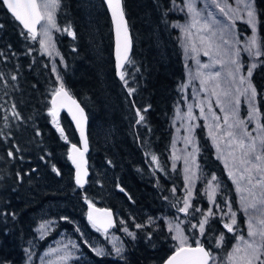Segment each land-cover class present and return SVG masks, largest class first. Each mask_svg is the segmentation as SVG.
Returning a JSON list of instances; mask_svg holds the SVG:
<instances>
[{"label": "trees", "instance_id": "16d2710c", "mask_svg": "<svg viewBox=\"0 0 264 264\" xmlns=\"http://www.w3.org/2000/svg\"><path fill=\"white\" fill-rule=\"evenodd\" d=\"M177 3L182 4V0H177ZM255 5L259 36L264 37V0H255ZM123 7L133 42L132 62L125 66L124 81L115 76L111 24L102 1L62 0L57 12L59 26L71 25L76 37L56 35L64 60V67L59 71L66 89L85 109L89 120L88 164L91 176L84 189L73 184V172L67 158L71 145L77 144L76 134L67 117L60 112L58 122L68 138L66 143L47 115V109L51 107L48 102L50 91L56 86L48 61L39 54L37 43L25 40L19 25L0 7V24L4 25L0 28V52L7 56L6 60L0 58V72H14L19 66L18 90L10 93V101L7 96L4 100L16 103L25 121L17 125L10 119L9 128H4L0 119V133L11 134V138L7 135L0 138V264H23L25 249L31 241L37 242L36 253L45 248L49 237L37 241L35 225L39 212L52 201L74 200L85 210L84 196L87 195L94 204L110 208L114 214L129 212L131 219L135 218L139 223H144L149 216H182L162 197L175 199L171 193L174 186L177 197L184 195L182 162L170 158V119L174 104L181 99L179 85L185 80L179 30L171 24L182 22L183 13L170 11L168 24H165L163 13L172 7L170 0H123ZM73 47L76 51L72 50ZM29 52L30 55L27 54ZM13 53L17 55L13 56ZM243 57L245 67L242 73H246L248 59L244 54ZM252 80L261 94L257 97L256 107L261 112L260 123L264 124V64L255 69ZM129 87L135 89L131 96ZM133 103L136 107L132 106ZM243 105L241 112H246L247 104ZM148 106V111L143 113L145 122L136 125V108ZM98 123L103 124L104 131L110 130L107 132H111L109 137L103 132L96 137ZM36 129L40 130V136L35 135ZM197 138V164L203 178L197 180L196 190L201 191L207 174H216L222 185V196L232 201L243 228L239 196L225 168L205 133L198 130ZM14 144L21 151L15 159H9V150L16 153ZM153 154L167 169L166 172L153 173L151 169L155 166L150 159ZM174 163L175 171L172 169ZM53 166L60 172L59 176L52 171ZM17 172L22 180L17 178ZM117 185L123 187L128 195ZM108 193L113 197H108ZM194 196V204L204 209L209 207L205 196L195 191ZM217 198L220 199L219 196ZM68 206V209L77 208L71 204ZM12 213H15V219ZM213 223L220 231H225L218 218ZM157 224L159 228L155 231L147 228L139 232L135 241L124 238L126 261L113 256L99 257L86 249L72 264H161L171 253L172 242L170 234L163 228L162 219ZM148 231L152 232L150 241L144 235ZM218 235L219 232H213L202 238L205 246L213 252L217 250L214 244ZM233 240L228 233L222 256L225 249L231 248ZM36 253L31 264H36Z\"/></svg>", "mask_w": 264, "mask_h": 264}, {"label": "snow or ice", "instance_id": "6c2138e0", "mask_svg": "<svg viewBox=\"0 0 264 264\" xmlns=\"http://www.w3.org/2000/svg\"><path fill=\"white\" fill-rule=\"evenodd\" d=\"M103 2L111 14L115 31L117 74L124 81V75L120 70L125 62L131 63L132 61L129 59L131 39L122 0H103ZM61 3L62 0H2L0 7H6L14 20L22 26L21 35L25 40L37 41L43 53L51 56L55 53V44L52 43L54 31L66 32L68 36L73 39L76 38L71 25L61 29L57 22V12ZM170 3L172 7L163 13V17H165L163 23L165 24H168L167 16L170 11L184 12L186 9V22L184 24L173 23L171 27L180 29L185 54L191 53L190 58L197 65V71L192 78L199 80V92L204 93L205 98L195 106L199 108L201 117L205 119L204 126L209 129V136L220 153L218 158L224 160L228 176L235 185V191L239 196L240 210L247 217L245 222L247 233L245 236L244 232L239 229L237 210L234 209L230 199L222 196V185L216 174H210L203 191L196 190V182L202 178V170L196 163L195 153L198 149L194 146L191 152L183 157L178 156L176 152L172 153L173 160L183 158L186 165L184 169V195L177 197V188L174 186L171 193L175 199L169 196L162 197L171 208H175L176 212L182 216L177 215L171 219L163 215L159 217L149 216L144 223L136 222L135 218H132L137 230L135 232L130 230V226H127L124 220H120V230L135 241L138 238V233L144 229L152 228L155 231L159 228L157 220L162 219L167 226L170 239L175 242L170 245L172 251L162 261V264H264V124L260 123L261 112L256 107L257 97L261 94L252 80L255 69L264 64V59H261L264 57V37L258 36L259 20L255 0H232V2L230 0H205V6L202 9L197 7V0H182V5L178 4L177 0H170ZM233 3L235 7H233ZM209 8H214L219 16ZM220 17L223 19L221 20ZM237 20L245 23L251 30V35L245 36L243 40L238 39L235 34ZM3 27L4 25L0 24V28ZM72 50L76 51V48L73 47ZM242 53L248 57L246 73L243 74L242 68L245 67V64L241 60ZM27 54L30 55L31 53ZM55 54L59 55V53ZM15 55L17 54L13 53V56ZM200 55L208 57L210 63H202L197 59ZM0 58L6 60L7 56L0 52ZM60 62H64L63 57H61ZM217 68L218 70H212ZM18 73L19 66L14 72L7 74L0 72V93H2L0 95V113H3L0 119L3 120L4 128H9L10 119L17 125L25 123L16 103H9L12 99L10 93L18 90L16 83L19 78ZM52 73L56 75L57 86L50 93L51 99L48 102L51 107L47 109V115L66 143L68 138L58 122L61 109L68 111L80 132L83 148L72 144L68 150L67 158L76 168L75 184L82 189L86 182L82 176L88 175L87 169L84 167L86 164L84 154L88 151V140L84 131L87 118L84 109L67 91L63 78L57 72L55 65L52 66ZM189 75L192 74L189 73ZM125 86L127 87V81H125ZM188 86L187 83H182L179 85V90L182 91ZM134 91L135 89L129 87V96ZM209 95L215 99V107L220 109V113L223 114L222 118L213 111ZM5 96L9 97V101L4 100ZM241 97L244 98V102L248 106L246 120L239 115ZM204 105L207 107V115ZM132 106L136 107L135 103ZM149 107L136 108V117L138 118L135 121L136 125L145 122L143 113H146ZM192 107V105H188V111L183 114L180 113L179 108L176 110L177 118L187 123V127L184 129L186 134L183 137L185 149L192 145L193 136L191 133L197 127L192 123L195 120L192 115ZM208 115L211 116L213 124L207 122ZM249 123L256 125L251 131L248 129ZM253 132H256V135H253ZM5 135L11 138L10 133H0V138ZM35 135H41L39 129H36ZM221 144L226 149L228 159L224 157V152L220 148ZM13 148L16 149V153L9 150L7 152L9 159H15L16 154L21 151L18 145L14 144ZM145 154L148 155L147 152ZM41 159L44 157L42 156ZM150 159L151 164L155 166L154 169H151L154 174L167 171L160 165L156 155H151ZM229 160L232 164L231 168H229ZM108 163L111 164L112 162L109 161ZM172 169L173 171L176 170L175 163ZM52 171L58 176L60 175L55 166H53ZM17 178L22 180L19 172H17ZM117 187L125 195H128L123 187L119 185ZM194 191L196 194L206 197L209 205L207 209L193 203ZM218 196L220 199L217 198ZM129 199L131 200L132 197L129 196ZM84 202L88 206L87 219L92 228L103 233L107 238L109 230L115 227L112 213L94 207L87 195L84 196ZM197 213L199 215H196ZM11 215L15 219V213ZM217 218L225 231L216 228L213 221ZM60 219L72 223L68 217H61ZM55 225V221L42 223L37 229L40 233L39 238L44 239ZM185 225L187 227H184ZM75 230L80 231L78 227ZM186 232L191 233V236L187 235ZM213 232H219V235L215 237L214 247L216 249L224 247L228 233L234 237L231 249H225V255L219 258L212 249L205 246L202 239L209 237ZM144 235L147 240H152L151 231L144 232ZM84 243L89 244L87 240H84ZM110 243L112 244L110 252L105 251L103 247L89 246L96 256H114L121 261H126L125 247L120 242V237L112 236ZM60 244L61 241H57V247H49L44 252L41 257L42 264H68V261L72 259V252L67 250L69 245L72 249H77L78 246L72 240H69L63 247ZM25 252L28 253V249H25ZM53 255L56 256L55 260L44 259ZM30 258L31 254L29 253Z\"/></svg>", "mask_w": 264, "mask_h": 264}, {"label": "rangeland", "instance_id": "374dc122", "mask_svg": "<svg viewBox=\"0 0 264 264\" xmlns=\"http://www.w3.org/2000/svg\"><path fill=\"white\" fill-rule=\"evenodd\" d=\"M230 2H232V0H230ZM204 6H205V0H197V7L198 8L202 9V8H204ZM233 7H235L234 3H233ZM209 10L213 11L217 16H219V13L216 12V10L214 8H209ZM182 13H183V20L179 24H184L186 22V9ZM220 19L222 20L223 17H220ZM61 29H63V28H61ZM177 29L179 30L180 46H181V49L183 51V57H184V62H185V80H184V83H187L189 86L181 91L182 92V94L180 96L181 99L174 104L172 117L170 119V129H171L170 158L172 161H178L179 160L182 162L181 170H182V174L184 177V169L186 167L184 160H183V158L178 159V160H173L172 159V153L176 152V154L178 156L183 157L187 153L191 152V149L194 146L198 149V151L195 153V159H196V163H197V158L199 155V147H198L199 142H198V138H197L198 130L203 131L205 133V135L207 136V138L209 139L210 145L213 147L214 153H215L217 159H219L218 156L220 155V153L217 151L216 146H214L213 141L209 136V129L204 126L205 122H206L205 119L201 117L199 108L195 106L196 104H198L201 100H203L205 98V94L199 92V80L192 78V77H194L195 72L197 71V65H196L195 61L190 58L191 53H189L188 55L185 54L184 44L182 43V39H183L182 34L180 32V29L179 28H177ZM245 29H247L248 31L246 32ZM235 34H236L238 39L243 40L245 36L251 35V30L245 23H242L239 20H237ZM56 35H67V33L66 32H55V31L52 33V43L55 44V53H59V55H57L55 53L51 56L45 55L43 53V51L40 49L39 43L37 41H35V42L38 45L39 54H43L44 58L47 59L49 67L51 69V72H52V66L55 65L57 68V72L61 75L59 70L64 67V62L63 63L60 62L62 56L60 54V51H59V48H58V45H57V42L55 39ZM258 36H259V32H258ZM244 55L248 59L247 55L246 54H244ZM197 59H199L202 63H210L209 58L206 56H203V55L198 56ZM241 60L244 63L243 53L241 55ZM212 70L215 71V70H218V68L212 69ZM189 73H191L192 75L190 76ZM122 74L124 75V71ZM53 77L55 80V84L57 86L56 75L53 74ZM193 97H195V99H193ZM209 100L213 105V111L216 112L218 115H220L222 118L223 114L220 113V109L215 107V99L209 95ZM244 103H245L244 98L241 97V107L239 110V115L241 118H244L246 120L247 115H248V106L246 107L247 108L246 112H245V110L243 112H241V110L244 109V105H243ZM188 105L193 106L192 107V115L195 117V120L192 121V123L197 125V127H195L191 133V135L193 136L192 145H190L187 149H185V142L183 140V137L186 134L184 129H185V127H187V123L184 121H181L179 118H177L176 110H177V108H179L180 113L183 114V113L188 111ZM204 107H205V114L207 115L206 105H204ZM59 116H60V112H59ZM59 116H58V119H59ZM207 122L209 124L214 123L211 120L210 115H208ZM255 127H256L255 123H249L248 124V129L250 131L252 129H254ZM103 128H104L103 124L98 123L99 131L96 133V137H98L102 132L105 136L111 135V132H110V134L107 133L108 131H110L109 129H105V131H104ZM111 129H113V127ZM177 129H179V131H177ZM252 134L256 135V132H253ZM173 144H174V147H173ZM220 148L224 152L225 159H228L224 145L221 144ZM219 161H220V163H222V165L225 168L224 160L219 159ZM231 167H232V164H231V161L229 160V168H231ZM225 173L228 175V170L226 168H225ZM202 178H203V174H202ZM208 178H210V175L207 174V179ZM89 181H90V179H89ZM95 182H97V181H95ZM231 182H232V180H231ZM65 184H66L65 182L62 183V185H64V186H65ZM73 184L75 185L74 182H73ZM205 184L203 186H201V191L204 190ZM100 185L103 186L102 182ZM232 185H233V183H232ZM69 186L73 190V187L71 185H69ZM107 186H108V189H110L109 182H107ZM233 187L235 189V185H233ZM108 197L112 198L113 195L111 193H108ZM63 199H64V196H63ZM70 204L73 205V207H77V208L68 209V207H69L68 205H70ZM87 212H88L87 209L83 210L81 208V206H79L77 204V202L74 200H71L69 202L63 201V200L52 201V202H50V204L45 206L39 212L38 220H37L36 225H35L36 240L37 241L43 240V239L39 238L40 233L37 231V229H39V226L42 223H45L46 221H55L56 225H55V227L52 228L50 233L45 237V238H47V237H49V238L46 242V246L44 249H42L41 251L36 253L37 242L31 241L29 243V246H28L29 250H28V253H26L23 264H31L35 253L37 254V258H35L36 264H42L41 257L43 256L44 252L47 251L49 247H52V248L57 247V241H61V244H60L61 247H63L64 244H67L69 240L74 241L78 246L77 249H72L71 246L69 245V248L67 250L72 252V259H70L68 261V264H72L73 262H75L76 259L80 256V254H82L83 251H85L86 249L93 252L89 245H94L96 247H103L105 249V251L110 252L112 250V244L110 243V239L112 236L120 237V242H123L124 238L132 239L131 237L126 236V234L120 230V228H121V225L119 223L120 220H124L126 222V225L130 226L131 231H134V232L137 231L135 229L134 224H133V220L131 219L132 215H130L129 212L123 211L120 214H115L116 215V217L114 216V221L116 222L115 227L113 230H111V231L109 230L108 236L106 238L103 233L97 232L92 228L91 224L89 223V221L87 219ZM61 217H68L72 221V223H67L65 221H62L60 219ZM167 217L171 219V217H169V216H167ZM246 219H247V217L245 216V214L243 212L244 227L242 228L241 225L239 224V222H241V221L238 219V216H237V222L239 225V229L244 232L245 236L247 233V227H246V223H245ZM157 222H158V220H157ZM162 222H163L164 230L166 232H168L167 226L164 224L163 220H162ZM77 227L80 229L79 232H77L75 230ZM186 234L191 236V234H188L187 232H186ZM197 235H199V233H197ZM233 239H234V237H233ZM84 240H87L89 242V244L86 245L84 243ZM171 242H172V244L175 243L172 240H171ZM233 243H234V240H233ZM29 253L31 254L30 259H29ZM214 254H216L219 258L220 256H222L221 254H223V248L217 249L216 252H214ZM44 259L45 260H48V259L55 260L56 256L53 255L52 257H45Z\"/></svg>", "mask_w": 264, "mask_h": 264}, {"label": "water", "instance_id": "95a60500", "mask_svg": "<svg viewBox=\"0 0 264 264\" xmlns=\"http://www.w3.org/2000/svg\"><path fill=\"white\" fill-rule=\"evenodd\" d=\"M1 1V3H2V0H0ZM102 2H103V0H102ZM103 4H104V2H103ZM105 5V7H106V10H107V12H108V15H109V18H110V23H111V28H112V39H113V47H112V57H113V65H114V71H115V76H116V78L117 79H120V76L117 74V69H116V37H115V31H114V26H113V24H112V20H111V14H110V12L108 11V8H107V5L106 4H104ZM5 8V10H6V12L9 14V15H11L9 12H8V10H7V8L6 7H4ZM14 19V18H13ZM126 19V18H125ZM127 21V20H126ZM18 23V22H17ZM127 24H128V22H127ZM20 26V25H19ZM21 28H22V26H20ZM37 27H39V26H37ZM129 29V28H128ZM129 37H130V39H131V47H130V50H129V58H130V56H131V53H132V47H133V45H132V38H131V34H130V31H129ZM127 64V62H125L124 64H123V67L121 68V73H122V71H123V69H124V67H125V65ZM68 91V90H67ZM71 95V94H70ZM72 96V95H71ZM73 97V96H72ZM74 99H76L75 97H73ZM76 101H77V103H79V101L76 99ZM80 104V103H79ZM80 106L82 107V105L80 104ZM83 108V107H82ZM84 109V108H83ZM60 111H62L65 115H66V117H67V119H68V121L70 122V124H71V126H72V128H73V130H74V132H75V134H76V137H77V141H78V144H76V146L77 147H79V148H83V145L81 144V140H80V132L77 130V128H76V125H75V122L72 120V118H71V116L68 114V111L66 110V109H61ZM84 112H85V116H86V124L84 125V131H85V135H86V138H87V140H88V135H87V132H88V116H87V113H86V111H85V109H84ZM89 152H90V146H89V141H88V151L84 154V159H85V161H86V164L84 165V167L87 169V172H88V175L86 176V177H83L82 176V178H83V180L84 181H86L85 183H84V187L86 186V184H87V180H88V178H89V176H90V172H89V169L87 168V156H88V154H89ZM70 163H71V167H72V169H73V178H74V181H75V174H76V168H75V166L72 164V162L70 161ZM83 187V188H84ZM79 188V187H78ZM94 207H96V208H99V209H102V210H107V211H109V212H111L112 213V219H113V222H114V216H113V212H112V210L111 209H109V208H101V207H97V206H94ZM87 209H88V206H87ZM114 224H115V222H114Z\"/></svg>", "mask_w": 264, "mask_h": 264}, {"label": "bare ground", "instance_id": "6f19581e", "mask_svg": "<svg viewBox=\"0 0 264 264\" xmlns=\"http://www.w3.org/2000/svg\"><path fill=\"white\" fill-rule=\"evenodd\" d=\"M96 205V204H95Z\"/></svg>", "mask_w": 264, "mask_h": 264}]
</instances>
